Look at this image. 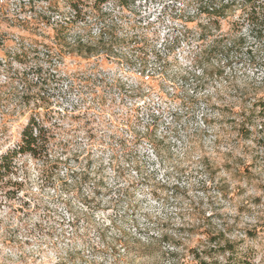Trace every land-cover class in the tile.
<instances>
[{
  "label": "rangeland",
  "instance_id": "rangeland-1",
  "mask_svg": "<svg viewBox=\"0 0 264 264\" xmlns=\"http://www.w3.org/2000/svg\"><path fill=\"white\" fill-rule=\"evenodd\" d=\"M159 2L0 0V68L7 66V79L26 87L23 95H3L0 86V137L16 131L15 125L8 126L15 111L13 95L26 105L35 102L26 119L40 124L41 113L49 120L59 112L51 98L56 92L49 94L58 89V81L70 76L74 86L94 85L102 93L98 108L89 106L84 115L72 117L73 128L89 129L85 138L62 141L58 155L47 145L43 152L33 147L36 142L26 145V127L19 133L23 146L18 152L15 141H5L0 153V264H264V83L241 87L239 79L241 74L257 78L255 70L264 68V0H171L158 9ZM210 4L222 5V12L209 13ZM56 56L68 76L53 71ZM136 100L142 103L130 104ZM92 113L107 114L106 133L91 130L97 126ZM151 113H156L153 137L164 116L177 124L185 116L190 124L199 120L200 131H193L187 144L168 142L165 135L157 148L172 149L171 160L159 163L160 177L168 176L164 164L174 162L181 172L199 176L197 191L205 198L193 209L199 215L178 212L170 231L157 235L154 227H136L132 236L120 222L136 225L131 220L136 212L131 217L120 213L137 195L148 209L145 217L164 192L172 199L184 196L186 205L189 195L178 184L138 187L141 165L127 147L144 144L135 129ZM179 131L171 124L164 127L173 141H180ZM41 135L47 141L45 130ZM105 135L115 143L102 149ZM95 152L103 163L93 169ZM26 153L31 154L30 167L32 161H52L44 187L63 204L58 227L50 221L42 228L37 222L25 228L27 235L21 222L40 206L32 196L39 188L29 189L32 181L13 164ZM153 155L159 162V153ZM57 172L61 178L53 180ZM33 175L40 177L41 170ZM205 203L210 210L205 211ZM42 217L55 219L51 212ZM6 220L15 224L8 229L14 235L7 238Z\"/></svg>",
  "mask_w": 264,
  "mask_h": 264
},
{
  "label": "clouds",
  "instance_id": "clouds-1",
  "mask_svg": "<svg viewBox=\"0 0 264 264\" xmlns=\"http://www.w3.org/2000/svg\"><path fill=\"white\" fill-rule=\"evenodd\" d=\"M171 0H160L157 4L158 9L164 8L165 4L170 3ZM183 7V5H180ZM158 27V26H157ZM155 31V28L153 29ZM60 57H54V64H53V71L57 73V76H68L66 72H62L60 69L62 65H60ZM5 68H0V73L4 74V79H0V86H4L2 90L3 95H7L9 92L18 93L19 95H23L26 91V87L24 84H20L17 86L15 82H10L7 79V71ZM260 76L254 78L251 75L244 76L241 74L239 77L240 80L244 81L241 84V87L245 86H252V85H259L264 83V68H260L258 70ZM111 81H105V84L101 85V88L106 89V86ZM233 85L237 83V81H230ZM58 89L52 88L49 90V94L52 91L56 92L54 97H51L56 101V104L59 105V112L55 116V118H50L49 120H45L43 114L41 113L39 118V123L41 127L48 133L47 141L42 137L39 128L33 127L31 130V134L36 139V143L33 147L36 149L37 152H43V148L47 145L49 151L53 155H58L59 152L57 150V146L61 144L62 141H67L70 143H74L76 140H83L84 133H86L89 129L85 126H81L80 130H77L72 127V117L77 112L80 115H84V110L89 106L92 107H99V96L102 93H98L94 85L86 86L84 84H80L79 86H74V83L70 76L64 81H58ZM235 91L233 87L231 89ZM12 103L15 106V111L12 113L13 119L9 122V128H12L13 125L16 126L15 132H10L8 136L0 137V153H3L4 149L7 147L5 141L9 144H13L15 141L16 143L13 144V149L17 152L23 146V141L19 138L20 130L25 128L28 124L26 119L27 114L30 111L34 110V101L33 104H24L18 98V95H13L11 97ZM111 102V101H110ZM142 103V101L136 100L131 101L130 104ZM203 103V102H202ZM103 112V109H101ZM23 112L24 116H21L20 113ZM163 113V110H162ZM197 115L199 113H196ZM106 113L103 117H97L96 113H92L93 118L96 119V125L91 130L95 132H100L101 129L104 130L106 133L110 129V120L106 118ZM192 115V113H189ZM156 113L147 114L143 117L144 124L136 126V131L139 133L140 139L144 141V144L141 145L140 148L133 150L131 147H127V150L131 153L132 156L135 157L136 162L141 165L139 170V176L135 179L138 183L139 189L148 190L153 188H158L161 186L162 183H166L167 185L171 186L172 184L180 185L182 190H185L189 193L187 197V205L185 204V197L178 196L175 199H172L168 192H164L162 195L161 202L156 205V207L149 213L147 217H145V213L148 209L144 206V201L137 195L133 200L130 201L129 207L121 209V216H129L131 217L132 212H136V216L131 217V220H135L138 223L133 225L131 222L124 224L121 221L122 227H127L129 233L132 236H135L136 227L148 229V228H156L157 235L163 233L165 231H170L171 228L176 223V215L177 213L187 214L191 213L192 215H199L198 211H193V209H198L200 207L199 200L204 199V195L200 194L197 189L201 186L200 178L198 175L195 174H186L185 172H181L178 167L175 166L174 162H169L164 164V170L167 171L168 176L161 178L160 177V167L159 163H163L165 161H170L172 157V149L171 147L164 148L159 147L157 148V141L164 139L165 135H167L168 142L171 143H179L184 142L187 144V140L191 139V133L193 131L199 132L201 125L199 120L195 124L187 123L188 116L184 117V121L180 124H177V121L172 120L170 116H164V118L160 122V130L156 134L155 137L151 136L152 130V121L155 118ZM166 124H171L173 128L179 127L180 131L178 135L180 136V141H173L172 139V132L164 133V127ZM147 125V127H145ZM145 133H149V135H145ZM53 137H55L53 139ZM105 139V145L108 146L115 143V139L109 140L107 136H103ZM65 149L60 148L59 151H64ZM83 151V149H76L73 148L72 151ZM157 151L159 153V162L156 161L153 151ZM124 151V149H121ZM137 152L139 153L137 155ZM179 152V150H177ZM113 153L111 150L108 151L107 155L111 156ZM30 153H26L24 155H17L14 160L13 164L18 172L23 175H26L32 183L28 185V188L31 189L34 185L39 188V191H33L32 196L35 198L34 202L40 206L38 211L32 212V215L21 222V231L27 235L25 232V228H31L37 222L41 223L42 228L47 226L51 221V224L54 227L59 226V221L63 219V204L62 202H56L51 192L48 191L47 188L44 187V179H45V170L47 169L48 165L52 161H48L46 158L43 161H32L34 167H30L29 156ZM100 152H95L94 156L92 157L93 169L98 168L101 163H103L102 159H98L100 157ZM36 168L41 170L40 177H34V172ZM71 170V169H69ZM81 170H83V166L81 165ZM191 172V169L187 170ZM178 177V179H177ZM11 178V177H10ZM61 178L60 172L56 173V176L53 177V180H57ZM96 174L93 172V179L95 180ZM64 179H67V176H64ZM142 182V183H141ZM71 183L68 186V190L71 194ZM46 205H51V207H45ZM57 209H59L57 211ZM205 211L210 210L207 203L204 205ZM31 211V210H30ZM45 212H51L52 217L55 219L52 220L49 217H42V214ZM115 215V214H114ZM149 221L151 223H149ZM168 223L169 227L165 228L164 224ZM9 228H15V224H9L6 220L5 222V238L8 235H14V232H9ZM27 264V261H25Z\"/></svg>",
  "mask_w": 264,
  "mask_h": 264
},
{
  "label": "trees",
  "instance_id": "trees-1",
  "mask_svg": "<svg viewBox=\"0 0 264 264\" xmlns=\"http://www.w3.org/2000/svg\"><path fill=\"white\" fill-rule=\"evenodd\" d=\"M98 1L103 3L106 0H98ZM208 7H209L208 12L212 13V14H220L222 12V9H223L222 5L216 7L215 5L210 4ZM33 127L39 128L41 133L44 130V128L41 127V125L38 124V122L34 118H32V120L29 122V124L24 129V136L23 137H24V143H26V145H31L32 143L36 142L35 137H33L32 134H31V130H32ZM29 147L30 148H27V150L32 149L31 146H29ZM201 264H207V263L206 262H201ZM238 264H245V263L239 262Z\"/></svg>",
  "mask_w": 264,
  "mask_h": 264
}]
</instances>
